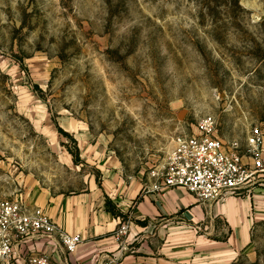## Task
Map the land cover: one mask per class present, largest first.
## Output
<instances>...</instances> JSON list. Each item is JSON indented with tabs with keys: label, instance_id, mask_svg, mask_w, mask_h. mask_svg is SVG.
<instances>
[{
	"label": "rangeland",
	"instance_id": "rangeland-1",
	"mask_svg": "<svg viewBox=\"0 0 264 264\" xmlns=\"http://www.w3.org/2000/svg\"><path fill=\"white\" fill-rule=\"evenodd\" d=\"M209 116L243 156L264 129V0H0V202L101 185L99 147L146 178ZM155 226L127 264L174 263ZM232 264H264V221Z\"/></svg>",
	"mask_w": 264,
	"mask_h": 264
},
{
	"label": "crops",
	"instance_id": "crops-1",
	"mask_svg": "<svg viewBox=\"0 0 264 264\" xmlns=\"http://www.w3.org/2000/svg\"><path fill=\"white\" fill-rule=\"evenodd\" d=\"M95 152L93 158L101 162V185L90 181L79 193H41L23 201L45 210L68 233L81 235L82 244L71 255L57 240L32 241L20 247V252L47 255L55 264H102L111 258L127 264L132 258L127 253L131 244L156 225L161 233L175 236L174 249H164L173 264H232L251 244L255 226L264 221V191L204 205L183 189L148 192L153 182L149 175L128 178L100 147ZM107 199L126 215V221L107 211ZM218 221L223 222V229L217 228ZM122 226H127L125 235L119 234ZM203 229L206 232L198 235ZM184 230L191 234L190 241H185ZM223 232L227 235L223 240L208 238Z\"/></svg>",
	"mask_w": 264,
	"mask_h": 264
},
{
	"label": "built area",
	"instance_id": "built-area-1",
	"mask_svg": "<svg viewBox=\"0 0 264 264\" xmlns=\"http://www.w3.org/2000/svg\"><path fill=\"white\" fill-rule=\"evenodd\" d=\"M242 150L237 142L222 141L214 117H205L194 134L176 137L167 162L150 172L153 182L147 190L162 193L183 189L204 205L249 195L259 183L257 179L264 180V129L252 128L245 156ZM126 233L127 226H122L119 234ZM41 240H57L69 255L83 242L81 235L62 229L41 208L20 200L0 202V264H55L47 255L20 252V247ZM102 264L126 263L111 258Z\"/></svg>",
	"mask_w": 264,
	"mask_h": 264
},
{
	"label": "trees",
	"instance_id": "trees-1",
	"mask_svg": "<svg viewBox=\"0 0 264 264\" xmlns=\"http://www.w3.org/2000/svg\"><path fill=\"white\" fill-rule=\"evenodd\" d=\"M106 209L109 213H112L115 217L121 218L123 221L127 220L126 215H124L115 205L114 203L110 200L107 199L106 201ZM142 226H147V223H137Z\"/></svg>",
	"mask_w": 264,
	"mask_h": 264
},
{
	"label": "bare ground",
	"instance_id": "bare-ground-1",
	"mask_svg": "<svg viewBox=\"0 0 264 264\" xmlns=\"http://www.w3.org/2000/svg\"><path fill=\"white\" fill-rule=\"evenodd\" d=\"M251 5V4H250Z\"/></svg>",
	"mask_w": 264,
	"mask_h": 264
}]
</instances>
